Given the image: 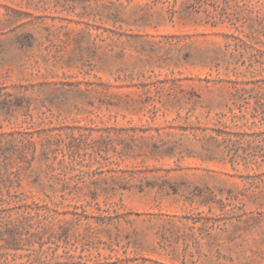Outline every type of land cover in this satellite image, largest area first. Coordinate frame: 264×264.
Instances as JSON below:
<instances>
[{
    "label": "rangeland",
    "instance_id": "obj_1",
    "mask_svg": "<svg viewBox=\"0 0 264 264\" xmlns=\"http://www.w3.org/2000/svg\"><path fill=\"white\" fill-rule=\"evenodd\" d=\"M165 1L0 0V194L45 199L36 176L46 191L84 177L85 194L124 178L112 220L72 225L99 264H264V152L233 166L224 140L250 153L264 128L246 123L264 98V0H208L213 18ZM235 83L239 128L224 116ZM58 140L74 156L42 161Z\"/></svg>",
    "mask_w": 264,
    "mask_h": 264
},
{
    "label": "trees",
    "instance_id": "obj_2",
    "mask_svg": "<svg viewBox=\"0 0 264 264\" xmlns=\"http://www.w3.org/2000/svg\"><path fill=\"white\" fill-rule=\"evenodd\" d=\"M177 1L166 0L165 3L169 5L170 9H173ZM191 1L190 8L204 9L207 16L213 18L209 9L211 4L208 0ZM212 23L215 26L218 25L217 20ZM225 36L228 39L232 38L229 35ZM237 38L242 41L241 36ZM237 84L235 83L234 92L231 93L229 102L226 105L229 112L224 116L231 115L236 127L239 128L240 123L247 118L249 102H245L243 97V92H246L247 89L239 88ZM237 110L238 112H236ZM262 121H264V98H259L257 106L251 114V119H248L246 123H249L251 128L257 129L258 123ZM254 131L250 134V153H240L238 148L235 149V145L238 143L236 136L229 132L224 133L226 144L233 147L227 154L230 157L229 162L233 166L244 165L247 168L251 167L250 165H256L259 168L262 166L257 162L256 152H258V149L260 150L259 154L264 152V128H258ZM63 143L62 140H58L54 144L49 143L41 155L42 161L52 160L55 162L60 154L62 156L67 154L74 156L75 147L72 144H67L63 148ZM23 146V148L18 149L20 155L28 157L32 151V159H34L35 144L28 141ZM67 150L71 153L65 152ZM54 162L50 165L51 169L54 167ZM60 166H63L64 172L73 170L66 167L65 164H60ZM13 175L16 177V181H21L18 172L13 173ZM50 181L49 190L46 191L40 177L36 176L34 184L45 195V199H39L38 201L33 197L13 194L11 192L12 186L5 184L7 192L1 191L0 194V242L2 243L0 245V264H99V260L94 259L88 247L90 242L88 241V244H86L78 238H73L72 230L74 226L72 225L84 223L90 226L94 219L102 223L107 219L112 220L113 216H109L111 209L117 206L114 203V198L117 196L118 191L129 189V182H125L124 178L113 177L101 192L97 189L85 194L83 185L87 184L88 181L84 177L75 180L69 175L62 179L53 175ZM101 197H103L102 201H100ZM102 203L107 207L106 210L103 209ZM8 204L14 206L5 213L2 208ZM63 209L67 211L62 212ZM91 212L98 213L100 216L93 214L91 216ZM67 215L72 216L70 221L67 222L61 219V223H57L60 217ZM84 239H88V237L84 236ZM80 244H82L81 247ZM79 248L81 252L77 254ZM10 252L14 253L11 255Z\"/></svg>",
    "mask_w": 264,
    "mask_h": 264
}]
</instances>
